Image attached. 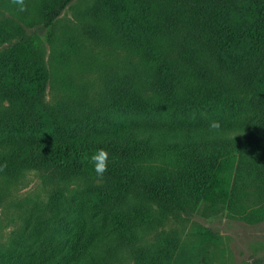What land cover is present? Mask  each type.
<instances>
[{
    "label": "trees",
    "instance_id": "obj_1",
    "mask_svg": "<svg viewBox=\"0 0 264 264\" xmlns=\"http://www.w3.org/2000/svg\"><path fill=\"white\" fill-rule=\"evenodd\" d=\"M70 1L0 0V211L21 220L9 264H105L121 247L165 264L164 223L202 200L264 218V0H90L60 21ZM110 109L140 118L86 130Z\"/></svg>",
    "mask_w": 264,
    "mask_h": 264
},
{
    "label": "rangeland",
    "instance_id": "obj_2",
    "mask_svg": "<svg viewBox=\"0 0 264 264\" xmlns=\"http://www.w3.org/2000/svg\"><path fill=\"white\" fill-rule=\"evenodd\" d=\"M89 2L90 0H71L59 14L60 21L72 18L74 12L84 9ZM2 11L8 13L0 7V15ZM31 29L36 38L34 43L40 42L47 46L46 36L49 28L34 25ZM6 44V40L0 41V49ZM48 95L51 94L48 92ZM105 117L99 119V124L96 122L90 124L86 130L106 128L119 122L140 118L136 113L119 109H110ZM84 129L81 128V132ZM28 135L29 133H26V136ZM4 136H6L4 133L0 134V137ZM36 177L34 172H31L28 184L34 183ZM31 180L34 181L30 182ZM36 189L37 187L31 185L20 189L15 196L24 198ZM41 193L45 202L49 196L47 187L41 189ZM43 211L44 214H49L48 207H44ZM41 219L44 220L43 215H39L37 220ZM20 221L7 220L6 213L0 211V264H9L11 261L9 258H14L8 254L7 249L14 243L21 242ZM37 223L40 224L37 225L39 228L48 231L49 226H44L38 221ZM163 228L172 233L177 241L165 264H264V218L251 221L237 217L231 206L225 202L209 203L202 200L188 217H170ZM141 240L142 243L143 240H152L151 233H146ZM147 259L148 256L143 259L144 263ZM135 262L133 251L125 247L115 250L105 260V264H135Z\"/></svg>",
    "mask_w": 264,
    "mask_h": 264
},
{
    "label": "clouds",
    "instance_id": "obj_3",
    "mask_svg": "<svg viewBox=\"0 0 264 264\" xmlns=\"http://www.w3.org/2000/svg\"><path fill=\"white\" fill-rule=\"evenodd\" d=\"M12 3L19 7L20 11L26 10L25 0H12ZM209 131L219 134L221 131V124L219 121H211L208 125ZM89 162L91 163L96 176L99 179H103L104 174L108 171L109 164V153L106 149H98L92 153L89 157Z\"/></svg>",
    "mask_w": 264,
    "mask_h": 264
}]
</instances>
